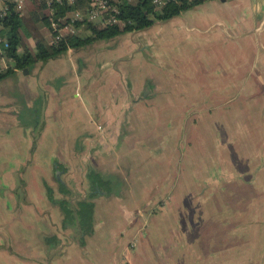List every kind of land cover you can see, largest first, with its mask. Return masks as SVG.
Segmentation results:
<instances>
[{
  "label": "crops",
  "instance_id": "crops-1",
  "mask_svg": "<svg viewBox=\"0 0 264 264\" xmlns=\"http://www.w3.org/2000/svg\"><path fill=\"white\" fill-rule=\"evenodd\" d=\"M215 1L221 5L217 6L214 4ZM191 9H195V12L200 9L205 11L206 14H194L201 26L218 25L216 20L210 21L220 18L221 30L208 37L211 40L224 41L219 52L221 59L240 61L237 71L241 65L244 68L248 66L253 68V74L264 78V0H212V2L208 0ZM27 10L28 7L26 12ZM140 44L138 42L137 51H143L139 48ZM72 49L69 48L61 56L44 63L37 62L32 68L15 70L13 74L0 81V137L19 138L21 142L30 136L31 144L35 143V147L29 156H33V153L39 155L33 163L29 159L17 161L19 159L14 156L13 149L8 157L13 156L16 160L8 165V160L4 158L6 157L4 146H0V157L4 158V162L1 163L3 170L0 173V204L9 205V201H13L11 203L13 206H21L20 210L13 207L10 211L8 207V210L4 208L3 212H0V264H165L164 257L158 245L154 244V240L156 233L161 231L163 237L165 231L170 229L162 222L167 221L170 216L161 217L152 213H144L145 219L139 216V209L134 210L139 204L145 203L142 200L148 198L145 194L149 188L144 186L145 184L140 187L139 182L135 181V176L131 181L127 180L121 187H117L114 181L117 176L116 162L117 157L125 154L126 159L133 161V150L136 147L143 148L140 153L141 167H148L150 161L158 163L164 152L170 155L173 139L166 142V150L161 155L159 153L146 156L145 150L164 139L163 134L160 136L151 134L147 130L148 127L143 125L147 121V110L151 107L146 98L159 93L179 94L188 90L195 94L197 91L195 87L191 89L192 86L183 90L175 89L173 81H164L165 72L161 75L160 71L167 66H162L163 63L160 64L159 59L157 60L158 68H161L159 71L155 68L148 71L146 67L130 71L126 60L119 63L118 60L121 59H117L112 70L99 72L95 77L98 82L82 81L80 77L85 67L81 65L88 58L82 60L78 54L77 64L72 59L68 60L70 64L65 63L64 57L68 56L67 53ZM134 60L143 63L144 56L136 57ZM188 70H191L190 65ZM87 73L92 77L90 72ZM101 75L105 78L103 82L100 79ZM261 92H264V84L258 90V93ZM40 94L44 97L42 101L43 104L46 102L45 105L38 102ZM154 98L155 100L151 101L157 103L158 95ZM163 98L165 101L172 99L170 96ZM169 102L170 105L175 103L173 100ZM6 109L10 112L13 110L12 113L14 109L23 110L25 118L10 119L4 113ZM136 115L139 118L136 119ZM139 121L144 126V129H141L143 134L137 133ZM29 126L35 133H32L35 135L34 139L32 135L24 132L30 128ZM143 140L152 142L142 146ZM136 141L140 142L139 146L134 145ZM260 141L264 145V139H259V143ZM14 148H18V145H14ZM143 157L148 158L147 165H144ZM57 158H62L63 161ZM28 160V165L31 163L34 167L29 170L31 174L29 178L23 181L20 173L25 169L21 167L22 163ZM58 162L63 166L61 167L63 175L60 178L70 188H73L74 181L78 184L86 182L87 186L91 187L86 176L89 171L95 170L104 179L109 180L117 190L109 194L104 191L101 202L91 199L94 203L93 223L86 232L80 230L77 223L70 227H62L64 215L56 205L54 210L51 208L52 213L36 212L24 207L25 204L31 206L36 204L35 200H30L34 194L38 196L43 206L49 203L45 197L43 181L57 188L51 176ZM167 170L168 173L171 171L169 168ZM74 171L77 175L73 173ZM79 173L84 174V179L79 177ZM130 173H140L142 180L143 175L152 174L144 168H138L136 172L132 170ZM23 182L24 186L21 185ZM21 187L29 194L28 198L20 197L19 191L17 197L6 196V190L15 188L18 190ZM23 199L29 201L24 202ZM148 201L151 203L156 200ZM102 203L108 205L107 211L98 212ZM133 206L135 209H132ZM155 218H158L157 224L153 226ZM142 220L145 221L144 224ZM146 221L151 223L148 224ZM190 224L192 225L187 230L191 234L197 231V221L192 220ZM150 232L154 240L149 238ZM262 233L264 231L261 230L254 233V240L259 241ZM45 236L55 237L54 242L46 243L43 239ZM261 245L262 247H259L257 244L249 251L247 262L238 257V263H229L223 261L222 257L220 264H264V242H261ZM220 246L225 247L224 259H229L226 244L222 243ZM243 252L245 247H240L239 253ZM189 256L198 260L196 249L189 251ZM206 257L208 260L199 263L195 261L192 264H214V259L218 258L213 254ZM123 258L128 260L124 261Z\"/></svg>",
  "mask_w": 264,
  "mask_h": 264
},
{
  "label": "rangeland",
  "instance_id": "rangeland-1",
  "mask_svg": "<svg viewBox=\"0 0 264 264\" xmlns=\"http://www.w3.org/2000/svg\"><path fill=\"white\" fill-rule=\"evenodd\" d=\"M214 4L221 5L216 1ZM194 10L189 8L170 19L155 20L148 27L141 29L142 31L135 30L73 48L67 53L68 56L62 57H64L63 61L69 64V59L77 64L79 55L82 60L88 58L89 61L81 62L83 63L81 67L84 66L85 71L81 74L80 80L92 83L99 81L95 77L100 71L112 70L117 59H121L118 60L119 63L126 60L130 71L142 67L148 68V71L154 68L159 71L161 69L158 68L157 63L159 59L160 64L163 63L162 66H167L160 71L161 75L165 72L164 81H173L174 88L179 90L195 87L196 99L191 104H188L191 91L187 90L181 94L159 93L156 95L159 97L157 104L160 114L156 116L155 110H147L145 123L155 129L157 126L164 139L145 150L146 156L159 153L161 155L166 150V142L173 139L170 155L164 152L158 163L150 161V165H147L148 158L143 157L144 165L148 167H141L140 153L143 148L136 147L133 150V161L126 159V154L117 157V176L114 181L117 187H121L135 176L139 186L145 184L144 186L149 188L145 194L148 198L142 200L145 203L139 204L136 209L135 206L132 207L134 211L139 209L138 214L143 216V219L146 217L144 213L159 214L161 217L170 216L167 221H162L170 228L165 231L163 237L161 231L156 233L155 240L152 232L148 234L149 238L154 240V244L158 245L165 264L204 262L208 260L206 257L208 254L218 257L214 259V264H220L222 257L223 261L229 263H238V257H241L243 262H247L249 251L257 244L262 247L261 242H264V233L259 237V241L253 238L255 237L253 234L258 230L264 231V145L262 141L259 143V139H264V92L258 93L264 84V78L253 74V68L248 66L244 68L241 65L237 71L240 61L221 59L219 52L224 41L211 40L208 37L221 30L220 18L210 21L216 20L218 25L201 26L194 14H204L205 11ZM24 14L25 29L22 34V45L28 50H34L35 41L38 39L48 44L47 26L42 22L34 21L30 11H24ZM222 36L226 38L223 34ZM138 42L141 43L139 48L143 51H137ZM142 56H144L143 63L134 60ZM153 57L157 58L153 60ZM2 62L0 59V64ZM87 72H90L92 77H89ZM100 77L103 82L105 78L103 75ZM156 95H152L151 100H155ZM165 96L173 97L175 102V109L171 115L173 117L167 121L165 112L172 99L165 101L163 98ZM43 99L40 94L38 98L40 105L46 104V102L43 104ZM12 111L6 109L4 113L10 119L25 118L26 114L23 110L14 109L13 113ZM135 118L139 116L136 115ZM165 121L166 123L163 124ZM31 123L33 124V121ZM141 129H144V126L139 121L137 133L143 134ZM24 132L32 135V139L35 138L32 127ZM151 142V140L150 142L143 140L141 145ZM139 144V141L134 142V145L139 146ZM2 145L8 165L16 160L13 156L8 157L13 149L14 156L19 159L17 161L29 159L33 163V160L39 157L37 153L29 156L34 152L30 147L28 148L31 146L30 136L29 139L25 138V141L21 142L19 138L3 136V139L0 137V146ZM14 145H18V148L15 149ZM126 152L129 153L128 150ZM4 158L0 157V173L3 170L1 163L4 162ZM29 160L22 163L21 169L25 170L20 173V177L23 181L29 178L31 175L29 170L34 167L31 163L28 165ZM57 160L63 161L62 158ZM138 168L149 170L152 174L143 175L142 180L140 173H130L132 170L136 172ZM168 168L171 170L169 173ZM73 173L76 174L75 171ZM52 175L55 177L53 170ZM62 175L63 171L60 177ZM78 175L84 179V174ZM13 176L15 177V174ZM76 178L79 179L78 176ZM24 183L21 185L24 186ZM72 187L76 198H89L93 193L86 182L78 184L74 181ZM13 190H6L5 194L13 196L15 195ZM18 191L20 197H29L24 187L18 188ZM97 192L99 194H93L90 199L101 202L102 195L105 194L104 190ZM55 195L60 197L57 193ZM30 200H35L36 204L32 206L25 204L24 207H29L32 211L52 213V209L54 210V204L49 202L43 206L35 194ZM148 200L156 201L149 203ZM12 202L10 201V204ZM20 207L17 205L15 208L20 210ZM107 208L108 205L102 203L98 212L107 211ZM0 212H3L1 207ZM157 219L155 218L153 226L157 224ZM192 220L197 221V231L190 234L187 228L192 225L190 224ZM144 222L142 220V224ZM146 223L150 224L151 221ZM222 243L227 246L229 259H224L225 247L220 246ZM240 247H245V252L239 253ZM195 249L198 260L189 256V251ZM123 260L128 259L123 258Z\"/></svg>",
  "mask_w": 264,
  "mask_h": 264
},
{
  "label": "trees",
  "instance_id": "trees-1",
  "mask_svg": "<svg viewBox=\"0 0 264 264\" xmlns=\"http://www.w3.org/2000/svg\"><path fill=\"white\" fill-rule=\"evenodd\" d=\"M204 1L207 0H169L165 5L157 6L149 0H119L118 5L121 14L126 20H128L125 26H100L97 24L80 26L79 23H76L77 33L65 35L58 41H53L54 39L51 35V31L48 28V23L46 21V7L44 3L41 0L29 1L26 5L28 11L31 12V17L36 22L44 23L49 31L48 44L38 39L35 41L34 50H28L22 45V34L25 29L23 15H21L18 10L11 8L9 14L1 20L3 28L0 30V37L5 38L6 42L0 41V59L4 60L5 63V66H0V81L13 74L15 70L32 68L37 62L44 63L49 59H53L65 53L69 48L80 47L96 42L100 39H109L123 33L144 29L151 25L155 20L163 21L170 19L171 17L179 15L182 11ZM68 10L69 5L61 4L56 14H62ZM188 97H190V99H188V104L195 102L196 94L190 93ZM146 99L151 105L148 110H155L156 116L159 115L160 110L158 104L151 101L150 97H147ZM172 100L174 101L173 97ZM174 107L175 106L172 104L168 106V109L165 112V117H167L166 121L171 120V117H173L171 115H173ZM166 121L163 124H165ZM143 125L148 127L147 130L149 133L158 136L162 135V132L159 131L157 126L155 129L148 123ZM34 147L35 143H32L30 150H34ZM57 165V167H63L59 162ZM52 177L57 188L55 189L46 181H43L45 197L51 204L56 205L64 215L62 219V227L64 228L73 226L77 223L79 229L86 232V229L91 227L93 223L94 203L90 198L93 194H99L95 190V186H98L99 190H104L107 194L117 192V190L113 188V184H111L109 180L104 179L99 172H96L95 170L89 171L86 176L91 184V189L93 190V193L89 195V198H76L72 192V188L68 187L62 179L57 180L54 176ZM13 191L12 192L15 194L13 196L17 197V188ZM56 193L60 195V197H56ZM9 205L10 211H12L11 208L16 207V205ZM9 205L0 204L1 210L4 208L5 210H8ZM43 239L46 243H51L54 242L55 237L45 236Z\"/></svg>",
  "mask_w": 264,
  "mask_h": 264
},
{
  "label": "built area",
  "instance_id": "built-area-1",
  "mask_svg": "<svg viewBox=\"0 0 264 264\" xmlns=\"http://www.w3.org/2000/svg\"><path fill=\"white\" fill-rule=\"evenodd\" d=\"M33 0H0V30L2 19L9 14L10 9L18 10L21 15L27 9L26 3ZM46 7V21L51 31L53 41H58L65 35L76 34L77 26L97 24L100 26L123 27L128 20L121 14L119 0H41ZM154 5H165L169 0H149ZM61 4L69 5V10L56 14ZM71 6V7H70ZM1 42H6L0 37ZM0 66H5L4 60Z\"/></svg>",
  "mask_w": 264,
  "mask_h": 264
},
{
  "label": "water",
  "instance_id": "water-1",
  "mask_svg": "<svg viewBox=\"0 0 264 264\" xmlns=\"http://www.w3.org/2000/svg\"><path fill=\"white\" fill-rule=\"evenodd\" d=\"M144 95H145V93H144ZM55 167H56L55 170H54L55 178H56L57 180H60V174L62 173L63 170L58 169L56 164H55ZM95 190H96V191H99V189H98L97 186L95 187Z\"/></svg>",
  "mask_w": 264,
  "mask_h": 264
}]
</instances>
